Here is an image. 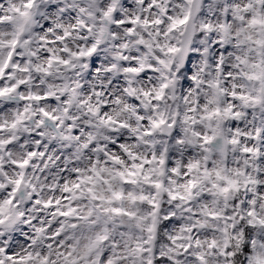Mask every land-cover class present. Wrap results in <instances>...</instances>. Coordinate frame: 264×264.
<instances>
[{
	"label": "clouds",
	"instance_id": "clouds-1",
	"mask_svg": "<svg viewBox=\"0 0 264 264\" xmlns=\"http://www.w3.org/2000/svg\"><path fill=\"white\" fill-rule=\"evenodd\" d=\"M0 264H264V0H0Z\"/></svg>",
	"mask_w": 264,
	"mask_h": 264
}]
</instances>
